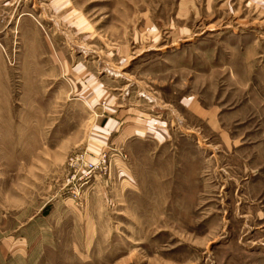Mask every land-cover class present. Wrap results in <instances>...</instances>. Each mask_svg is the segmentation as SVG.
<instances>
[{
    "label": "rangeland",
    "instance_id": "374dc122",
    "mask_svg": "<svg viewBox=\"0 0 264 264\" xmlns=\"http://www.w3.org/2000/svg\"><path fill=\"white\" fill-rule=\"evenodd\" d=\"M0 264H264V0H0Z\"/></svg>",
    "mask_w": 264,
    "mask_h": 264
}]
</instances>
